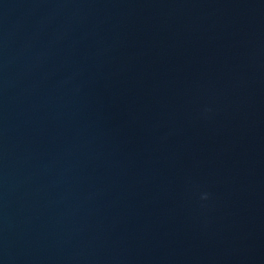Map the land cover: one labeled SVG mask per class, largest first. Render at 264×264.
Segmentation results:
<instances>
[{"label":"water","instance_id":"1","mask_svg":"<svg viewBox=\"0 0 264 264\" xmlns=\"http://www.w3.org/2000/svg\"><path fill=\"white\" fill-rule=\"evenodd\" d=\"M0 264H264V0H0Z\"/></svg>","mask_w":264,"mask_h":264},{"label":"clouds","instance_id":"2","mask_svg":"<svg viewBox=\"0 0 264 264\" xmlns=\"http://www.w3.org/2000/svg\"><path fill=\"white\" fill-rule=\"evenodd\" d=\"M202 195H206V194H202Z\"/></svg>","mask_w":264,"mask_h":264}]
</instances>
